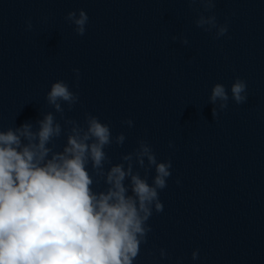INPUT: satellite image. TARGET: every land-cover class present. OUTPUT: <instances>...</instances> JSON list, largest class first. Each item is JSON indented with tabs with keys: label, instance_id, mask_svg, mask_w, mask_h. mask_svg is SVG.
Here are the masks:
<instances>
[{
	"label": "water",
	"instance_id": "water-1",
	"mask_svg": "<svg viewBox=\"0 0 264 264\" xmlns=\"http://www.w3.org/2000/svg\"><path fill=\"white\" fill-rule=\"evenodd\" d=\"M81 9L83 36L66 20ZM212 11L228 24L219 38L196 26L203 7L188 0H0V128L54 111L46 93L63 80L79 95L71 111L62 104L67 118L90 113L125 135L105 149L113 164L141 139L171 160L163 211L134 264H264V0H216ZM237 77L247 84L239 105ZM216 83L228 90L222 111L209 102Z\"/></svg>",
	"mask_w": 264,
	"mask_h": 264
},
{
	"label": "clouds",
	"instance_id": "clouds-1",
	"mask_svg": "<svg viewBox=\"0 0 264 264\" xmlns=\"http://www.w3.org/2000/svg\"><path fill=\"white\" fill-rule=\"evenodd\" d=\"M188 2L203 7L197 27L215 29L216 38L227 33V22L218 24L212 11L216 0ZM78 12H68L66 20L83 36L89 17L83 9ZM181 42L188 43L186 38ZM73 72L79 80V69ZM246 89L239 77L232 83L237 105L246 102ZM218 100L220 111L228 107V90L221 83L213 85L209 96L214 105ZM46 101L54 111L43 112L35 123L0 128V264H134L152 231L148 221L153 211H163L159 192L167 187L171 160L158 161L141 139L122 155V162L113 164L105 149L113 143L123 146V133L114 137L110 125L90 113L83 123L67 118L62 104L71 111L79 95L63 80L51 84ZM212 115H218L217 108ZM121 123L134 124L131 119ZM62 135L65 143L57 150L55 141ZM101 181L105 187L97 190ZM159 251L166 257L165 249ZM198 258V250L193 251L192 259Z\"/></svg>",
	"mask_w": 264,
	"mask_h": 264
}]
</instances>
